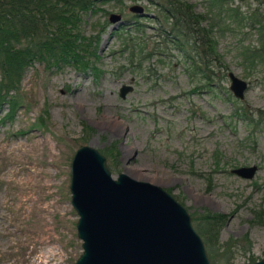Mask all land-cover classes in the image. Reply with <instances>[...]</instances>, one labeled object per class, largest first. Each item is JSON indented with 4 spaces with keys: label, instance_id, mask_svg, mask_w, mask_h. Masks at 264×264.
I'll use <instances>...</instances> for the list:
<instances>
[{
    "label": "rangeland",
    "instance_id": "374dc122",
    "mask_svg": "<svg viewBox=\"0 0 264 264\" xmlns=\"http://www.w3.org/2000/svg\"><path fill=\"white\" fill-rule=\"evenodd\" d=\"M186 1L216 20L215 48L223 64H214L211 87L196 90L199 74L171 47L139 66L129 61L124 33L118 34L124 25L111 28L108 14L119 13L128 25L136 18L144 24L136 34H151L155 21L145 0H97L81 13L79 32L95 54L84 69L33 62L24 70L10 92L15 105L0 106V264H46L49 254L50 264H73L81 240L68 184L80 144L99 150L113 176L123 171L164 188L185 207L196 231L195 212L222 214L212 259L205 248L210 264L264 256V62L247 66L241 51L257 46L255 30L239 23L240 14L232 20L222 11L239 4L243 13L257 3ZM133 3L146 14L131 13ZM228 70L247 82L241 98L228 88ZM123 83L131 89L121 97ZM240 106L254 118L262 115L261 122L232 117ZM106 146L116 150V170L102 151ZM251 164L256 168L249 177L231 172Z\"/></svg>",
    "mask_w": 264,
    "mask_h": 264
},
{
    "label": "trees",
    "instance_id": "16d2710c",
    "mask_svg": "<svg viewBox=\"0 0 264 264\" xmlns=\"http://www.w3.org/2000/svg\"><path fill=\"white\" fill-rule=\"evenodd\" d=\"M94 1L97 0H0V106L6 103L9 110L15 105L10 92L18 88L24 70L33 62L47 69L64 63L82 69L87 67V59L95 54L88 47L90 39L80 34L78 25L81 13L91 10ZM145 1L152 6L151 19L155 21L151 34H136L143 32L144 27L136 18L131 19L129 25L123 21L119 23L124 25L118 34L124 33L123 45L130 48L129 61L139 66L143 58H149L153 53L164 54L171 47L180 51L185 67H190L193 75L199 74L201 80L194 88L211 87L214 64H223L215 48L216 20L211 15L195 11L186 0ZM256 3L254 7L245 8L243 13L239 4H227L222 8L232 20L240 14L239 23L244 22L255 30L257 46L245 48V45L241 51L244 62L252 69L264 62V0H256ZM131 31L134 34H130ZM239 115L247 122L254 120L257 124L263 117L257 114L254 118L244 106L234 107L231 116ZM102 151L110 160V168L116 170L113 162L116 150L106 146ZM222 217V214L209 211L195 212L191 216L197 222V231L211 259L216 252L213 244L217 242Z\"/></svg>",
    "mask_w": 264,
    "mask_h": 264
},
{
    "label": "water",
    "instance_id": "95a60500",
    "mask_svg": "<svg viewBox=\"0 0 264 264\" xmlns=\"http://www.w3.org/2000/svg\"><path fill=\"white\" fill-rule=\"evenodd\" d=\"M128 10L146 14L143 5ZM111 28L123 20L110 12ZM228 88L241 98L245 79L228 70ZM131 89L121 84L119 96ZM256 166L241 165L231 172L249 177ZM68 189L77 214L76 236L81 251L73 264H210L200 235L185 207L158 184L120 171L114 176L105 156L89 144L78 145L70 159ZM242 264H264V256Z\"/></svg>",
    "mask_w": 264,
    "mask_h": 264
},
{
    "label": "bare ground",
    "instance_id": "6f19581e",
    "mask_svg": "<svg viewBox=\"0 0 264 264\" xmlns=\"http://www.w3.org/2000/svg\"><path fill=\"white\" fill-rule=\"evenodd\" d=\"M77 97H78V96H77ZM80 105H81V104H80ZM108 105H109V104H108ZM106 110H107V109H106ZM117 127H118V126H117ZM34 142H35V141H34ZM38 142H39V141H38ZM35 143H36V142H35ZM12 145L14 146V144H12ZM12 145H8V146H6V148H7L6 150L8 151L9 148H10ZM16 145H17V144H16ZM8 154H9V153H8ZM32 167H33V166H32ZM37 169H38V168H37ZM9 172H10V171H9ZM23 172H24V171H23ZM28 173H29V172H28ZM32 174H34V173H32ZM29 176H30V175H29ZM12 178H13V177H12ZM12 178H11V179H12ZM27 179H29V178H27ZM21 181H24V180L21 179ZM28 182H29V181H28ZM17 204H18V203H17ZM30 204H31V203H30ZM26 209H27V208H26ZM50 229H51V228H50ZM50 253H51V252H50ZM43 257L46 259L44 262H45L46 264H50V263H49V260L52 259V258L50 257V254H49L48 256L46 255V256H43Z\"/></svg>",
    "mask_w": 264,
    "mask_h": 264
}]
</instances>
